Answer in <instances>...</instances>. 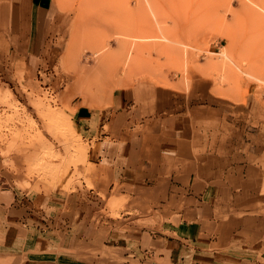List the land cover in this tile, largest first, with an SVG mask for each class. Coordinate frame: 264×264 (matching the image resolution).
<instances>
[{"label": "rangeland", "instance_id": "1", "mask_svg": "<svg viewBox=\"0 0 264 264\" xmlns=\"http://www.w3.org/2000/svg\"><path fill=\"white\" fill-rule=\"evenodd\" d=\"M52 3L34 47L29 0H0V184L90 190L88 151L96 139L89 141L75 109L107 111L118 99L117 108L138 118L157 105L182 112L187 133L195 135L186 163L202 159L233 186L227 211L264 216V23L250 12L258 4ZM124 27L132 32L124 34ZM246 106L249 123L242 130ZM110 192L90 199L119 217L128 199ZM124 215L139 224L163 219L158 211Z\"/></svg>", "mask_w": 264, "mask_h": 264}, {"label": "crops", "instance_id": "2", "mask_svg": "<svg viewBox=\"0 0 264 264\" xmlns=\"http://www.w3.org/2000/svg\"><path fill=\"white\" fill-rule=\"evenodd\" d=\"M29 3L35 47L53 3ZM113 107L75 109V121L96 139L88 151L90 190L0 184V264H264V216L227 211L233 186L202 159L186 163L195 135L183 113L157 105L138 118ZM240 119L247 130L248 106ZM112 190L128 199L119 217L90 199ZM151 211L163 219L139 224L124 215Z\"/></svg>", "mask_w": 264, "mask_h": 264}, {"label": "bare ground", "instance_id": "3", "mask_svg": "<svg viewBox=\"0 0 264 264\" xmlns=\"http://www.w3.org/2000/svg\"><path fill=\"white\" fill-rule=\"evenodd\" d=\"M253 1V0H252ZM255 1V4H258L257 6H259V8H260V10L259 11H257L255 8V10L253 11V8H252V11H250V12H252L253 14H251V16L252 17H254L255 19H257L258 20V22H261V23H264V4H262L259 0H254ZM246 5V4H245ZM151 6V5H150ZM247 6V5H246ZM247 8H250L249 6H247ZM247 8H245V9H247ZM248 10V9H247ZM251 10V9H250ZM154 13H155V11H154ZM129 26V25H128ZM132 27H134L133 25H131ZM137 26V25H136ZM139 26V25H138ZM137 26V27H138ZM129 28H131L130 26H129ZM161 28V27H160ZM124 30H125V32H126V34H127V30L125 29V27L123 28V33L125 34V32H124ZM129 31L130 32H132V30L131 29H129ZM130 32H128V34H130ZM135 34V33H134ZM122 36H123V34H122ZM155 44H158V43H155ZM155 44H154V46H155ZM159 45H161V43L160 44H158V45H156V46H158L157 47V49L160 47L161 48V46H159ZM153 46V47H154ZM156 46H155V48H156ZM164 46V45H163ZM165 49V48H164ZM161 50H162V48H161ZM158 51H159V49H158ZM40 160V159H39Z\"/></svg>", "mask_w": 264, "mask_h": 264}]
</instances>
